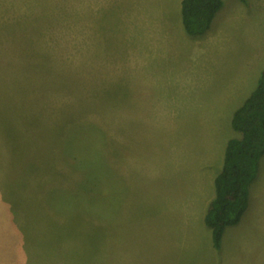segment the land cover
<instances>
[{"label":"rangeland","instance_id":"rangeland-1","mask_svg":"<svg viewBox=\"0 0 264 264\" xmlns=\"http://www.w3.org/2000/svg\"><path fill=\"white\" fill-rule=\"evenodd\" d=\"M178 1L0 0V264H264V155L218 262L203 217L251 44Z\"/></svg>","mask_w":264,"mask_h":264},{"label":"trees","instance_id":"trees-1","mask_svg":"<svg viewBox=\"0 0 264 264\" xmlns=\"http://www.w3.org/2000/svg\"><path fill=\"white\" fill-rule=\"evenodd\" d=\"M222 5L223 0H182L185 32L190 35L207 32ZM231 126L241 137L227 141L221 169L214 179L215 194L204 216L216 249L221 248L225 228L237 224L246 210L249 184L264 155V68L253 91L233 112Z\"/></svg>","mask_w":264,"mask_h":264},{"label":"crops","instance_id":"crops-1","mask_svg":"<svg viewBox=\"0 0 264 264\" xmlns=\"http://www.w3.org/2000/svg\"><path fill=\"white\" fill-rule=\"evenodd\" d=\"M180 1L182 0H179L178 4L174 6L175 12L171 13V15L169 16L165 15L164 12H162L159 15L160 17L157 19H152L151 23L153 25H165L166 23L168 25H171L173 22L176 25L182 24L183 26ZM164 9H165V4L162 6V11H164ZM166 16H168L167 19H164V17ZM147 24H149V22ZM224 26H232V27L234 26V28L231 31V34L230 33L229 34H230V37L232 34L234 35L235 32L237 34L235 36V38L238 41L236 45L237 54H239V50H243L245 48L244 46L245 41H247L248 44H251V51H252L251 52L252 60L249 62L247 66L246 78L243 77V80H241L242 82H240L238 85L239 88L236 90V93L234 91L235 99L239 98L241 100L238 102L239 103L237 104L238 106L235 109L233 108L231 112L233 115V112L239 106H241L244 100L250 95V93L255 88L260 72L264 68V0H246L245 2H242L240 0H223V5L216 13L214 19L212 20L211 26L207 32L201 35H190L185 32L183 34H187V35H183V36L185 38L187 36H190V37L195 36L194 46L195 47L199 46L200 49H202V52L205 56L207 54L213 57L212 52H215V54H218L219 52H221V54L224 55L227 53V52L224 53L223 51L224 46L223 45L220 46L221 48L220 51H218L217 46H216V43L219 42V38L222 36L224 32V29H223ZM241 28L243 29L242 31H241ZM180 34H182L181 30H180ZM211 44H213L214 46L212 48H209L208 46H211ZM249 76H250L249 79L251 81H256V84L254 85V87L252 88L248 96L247 97L245 96L244 98L243 95L248 85L247 79ZM231 119H232V116H231ZM231 119H230V124H231ZM240 137L241 135L236 136V138H240ZM227 141L225 142L224 147H226ZM215 176L213 178V184H214ZM210 197L211 198H209L206 204V210H207L209 202L212 200L214 195ZM206 210L205 212L203 211V217L205 216ZM207 228L209 227L207 226ZM209 236H210L209 240L206 242L208 250H209V254L210 255L213 254L214 256L213 260L215 262H218V260L216 259V256H220L219 254H221V256L223 255L220 250L221 248L216 249L214 247L212 243L211 230H210ZM232 260L234 261V259Z\"/></svg>","mask_w":264,"mask_h":264}]
</instances>
